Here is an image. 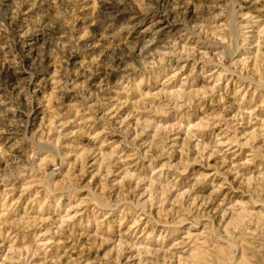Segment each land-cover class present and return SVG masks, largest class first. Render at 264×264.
Returning a JSON list of instances; mask_svg holds the SVG:
<instances>
[{
	"label": "clouds",
	"instance_id": "clouds-1",
	"mask_svg": "<svg viewBox=\"0 0 264 264\" xmlns=\"http://www.w3.org/2000/svg\"><path fill=\"white\" fill-rule=\"evenodd\" d=\"M0 264H264V0H0Z\"/></svg>",
	"mask_w": 264,
	"mask_h": 264
}]
</instances>
